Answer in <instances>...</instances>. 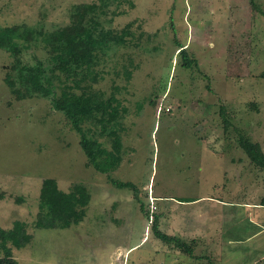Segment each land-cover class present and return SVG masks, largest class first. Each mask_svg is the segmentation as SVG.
I'll return each mask as SVG.
<instances>
[{
	"label": "rangeland",
	"instance_id": "obj_1",
	"mask_svg": "<svg viewBox=\"0 0 264 264\" xmlns=\"http://www.w3.org/2000/svg\"><path fill=\"white\" fill-rule=\"evenodd\" d=\"M131 2L117 10L109 6L100 17L105 28L127 29L133 36L128 46L107 51L98 66L101 79L91 88L114 98L121 112L116 130L121 161L109 177L136 185L141 204L161 214L158 226L164 230L166 212L164 203L154 200L157 194L180 204L218 193L257 203L264 195V171L237 148L233 129L264 153V0ZM92 3L98 0H0V27L25 24L52 31L68 23L72 6ZM178 46L193 62L189 69L182 66ZM24 56L30 59L29 53ZM8 62L0 50V228L20 221L31 235L25 247H11L16 262L197 264L153 237L131 191L116 189L87 166L78 134L48 100L10 95L3 81ZM221 108L231 124L227 132ZM86 127L97 137L98 124ZM112 139L97 138L107 150ZM46 178L64 192L78 184L87 189L90 199L80 223L62 230L33 226Z\"/></svg>",
	"mask_w": 264,
	"mask_h": 264
},
{
	"label": "trees",
	"instance_id": "obj_2",
	"mask_svg": "<svg viewBox=\"0 0 264 264\" xmlns=\"http://www.w3.org/2000/svg\"><path fill=\"white\" fill-rule=\"evenodd\" d=\"M123 4L132 7L131 0H98V4L74 5L68 23L52 31L25 24L0 27V50L9 57L4 67L3 81L16 100H48L51 109L61 113L70 128L78 134L87 166L98 174L106 175L116 189L132 192L143 217L151 223L150 231L155 239L189 255L192 250L190 245L158 229L161 214L141 204L136 185L109 177L121 161V145L116 133L121 112L114 98L105 99L102 93L91 88L92 83L101 79L98 66L107 51L112 47L128 46L133 36L130 30L124 29L119 33L105 28L100 22V17L109 6L117 10ZM127 37L130 39L127 40ZM178 49L179 56L183 57L182 66L189 69L193 62L187 60L182 46H178ZM38 50L43 51L44 59L37 55ZM27 53L30 54L29 60L24 56ZM125 75L129 80L130 72L125 71ZM219 117L222 130L227 132L231 124L224 116L223 108L219 110ZM92 121L99 125L97 137L91 128H85ZM233 131L235 144L247 161L264 171V153L259 143L249 140L237 128ZM103 135L113 137L110 150L97 140ZM3 196L0 192V200ZM89 196L87 189L80 184L64 192L58 189L55 180H42L33 226L42 230H62L77 225L85 217ZM259 204L264 206V195ZM25 226L23 222L14 221L11 228H0V264H18L12 256L11 247L19 250L30 243L31 235Z\"/></svg>",
	"mask_w": 264,
	"mask_h": 264
},
{
	"label": "crops",
	"instance_id": "obj_3",
	"mask_svg": "<svg viewBox=\"0 0 264 264\" xmlns=\"http://www.w3.org/2000/svg\"><path fill=\"white\" fill-rule=\"evenodd\" d=\"M154 200L164 203L168 230L158 228L190 245L191 254L184 256L197 264H228L232 259V264H264V206L259 201H237L220 193L184 199L182 204L158 194ZM172 207H179L181 214L173 215ZM170 248L181 253L171 245ZM235 257H240L241 262Z\"/></svg>",
	"mask_w": 264,
	"mask_h": 264
}]
</instances>
